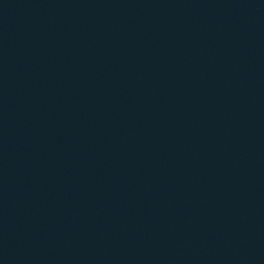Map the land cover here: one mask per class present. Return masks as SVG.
<instances>
[{
	"label": "water",
	"instance_id": "water-1",
	"mask_svg": "<svg viewBox=\"0 0 264 264\" xmlns=\"http://www.w3.org/2000/svg\"><path fill=\"white\" fill-rule=\"evenodd\" d=\"M0 264H264V0H0Z\"/></svg>",
	"mask_w": 264,
	"mask_h": 264
}]
</instances>
